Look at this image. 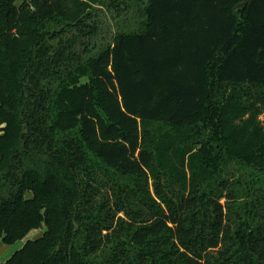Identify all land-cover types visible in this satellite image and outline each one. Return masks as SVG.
Returning <instances> with one entry per match:
<instances>
[{"label":"trees","instance_id":"trees-1","mask_svg":"<svg viewBox=\"0 0 264 264\" xmlns=\"http://www.w3.org/2000/svg\"><path fill=\"white\" fill-rule=\"evenodd\" d=\"M102 1L0 0V242L46 226L3 264H264V0H134L111 44ZM209 109L219 147L146 146Z\"/></svg>","mask_w":264,"mask_h":264},{"label":"rangeland","instance_id":"rangeland-1","mask_svg":"<svg viewBox=\"0 0 264 264\" xmlns=\"http://www.w3.org/2000/svg\"><path fill=\"white\" fill-rule=\"evenodd\" d=\"M105 2H110L111 0H104ZM124 5L130 4L131 7L128 9L127 14H121L119 22L114 17L112 12L108 11L106 3L97 2L95 4V11L99 13L100 25L104 26L103 31H101L102 41L104 43H112L117 32L121 30H131V31H142L144 29L145 16L142 13V10H138L137 6L134 4V0H123ZM22 0H18L20 4ZM148 0H144L143 5H146ZM136 11V13H135ZM141 13V14H139ZM99 33V35L101 34ZM99 36L95 40V45L100 46L103 42ZM97 50L96 48L93 51ZM243 87V85H242ZM246 88V87H244ZM242 89V88H241ZM236 90V87L231 84H219L215 81L212 82V99L214 103H218L226 94L231 93ZM210 109L207 111L206 119L204 121L194 124L188 127L177 126L173 123L168 122H153L149 125L150 136L146 137V146L148 148L154 147V145L162 138L164 134L170 135L175 134V136L182 141L181 147H189L197 149L198 147H203L206 143L209 142L210 147H219V143L216 140L211 125L208 122ZM179 130L182 131L180 134ZM208 141V142H207ZM217 148H215V152ZM229 171H238L240 174L241 170L236 161L229 162L227 164ZM149 189L154 193V177L150 175L149 177ZM226 198H223L222 202L226 203ZM46 226L43 224L42 227L35 228L31 230L27 236L13 244L7 245L3 242H0V264L6 262V260L18 249H20L23 244L28 239H35L40 237Z\"/></svg>","mask_w":264,"mask_h":264}]
</instances>
